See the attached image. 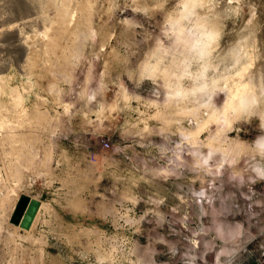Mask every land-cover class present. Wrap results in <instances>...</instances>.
I'll use <instances>...</instances> for the list:
<instances>
[{
  "label": "rangeland",
  "instance_id": "rangeland-1",
  "mask_svg": "<svg viewBox=\"0 0 264 264\" xmlns=\"http://www.w3.org/2000/svg\"><path fill=\"white\" fill-rule=\"evenodd\" d=\"M259 80L264 0H0V188L40 215L0 264H264Z\"/></svg>",
  "mask_w": 264,
  "mask_h": 264
},
{
  "label": "bare ground",
  "instance_id": "bare-ground-1",
  "mask_svg": "<svg viewBox=\"0 0 264 264\" xmlns=\"http://www.w3.org/2000/svg\"><path fill=\"white\" fill-rule=\"evenodd\" d=\"M187 10H188V8H187ZM207 27L202 28L201 35H200L201 37L198 40V42L196 43L197 45L195 46V49L198 52V56L199 57H205L207 54H209L210 52H212L213 47H214V42H217L218 39H219V35H220L219 32L220 31L218 29H216L215 26H214L215 28L214 27L211 28V26H210V29H208ZM248 52L249 51L246 50V47H244L242 51H241V49L239 47V52H238V50H235V52H233V53L238 58H240L242 56L248 55ZM236 74L241 75V77L242 76H245L247 74V68H242ZM260 75H261V73H260ZM227 80H228V78H227ZM257 83H258L259 89H263V91H264V87L262 85V82L259 80V81H257ZM230 89H232V88H230ZM247 89H248V84H239V86H236L235 89H232L231 92H230V100H231L230 106L235 107L241 101L246 102V99H247V93H246V91H247ZM30 137H28V138H30ZM25 149H28V158H29L28 160L30 161V164H31V165L29 164L30 167L31 166H34V165H37L36 167H39L40 166V163H41V165H45L49 161L47 159V157H45V154L44 155L43 154L41 155V153H44V152L43 151L40 152L36 148L35 144L28 143V145H27L25 143L23 145V147H21L19 149V151H23ZM41 150H42V148H41ZM46 156H47V152H46ZM16 157H18V159L16 161H18V160L19 161H18V164H16L15 169H10L9 170V172H8L9 173L8 174L9 181L11 179L12 180L13 179H19V177L22 174V169L20 167L25 168V163L23 162V159H22V161H20L19 156L16 155ZM26 168H29V167L26 166ZM45 168H46V166H45ZM6 173H7V171H6ZM22 195H24V193L22 194L21 191H18L17 190V187L15 185H12V183L11 184H8V185H5V186H3V187L0 188V210L5 214L4 216H7V219L5 220L7 222V224H9L11 228H13L12 230L10 229V231H11V235H13L14 241L16 242L17 245L18 244H22L24 240H26L27 242H29V241H31L33 239V236H34V228H35L36 224L40 220L39 219L40 218V215H38L36 218H34L33 227L31 226L32 228L30 227L31 228L30 230H28L26 228L20 227L19 224H15V223L13 224L12 221L9 220L10 219V216H12V212L14 211V208H15V205H16L17 201L22 197ZM33 199L37 200L35 197H33ZM37 201L39 202V200H37ZM40 204H41V207L40 208H44L45 207V203L44 202H41ZM75 206H77V205H75ZM20 229L25 230L27 232V235H25V237H23L22 235H20L18 233ZM8 249L10 250V254L11 253L13 254L14 248H12V249L8 248ZM15 250H16V248H15ZM16 264H17V262H16Z\"/></svg>",
  "mask_w": 264,
  "mask_h": 264
},
{
  "label": "water",
  "instance_id": "water-1",
  "mask_svg": "<svg viewBox=\"0 0 264 264\" xmlns=\"http://www.w3.org/2000/svg\"><path fill=\"white\" fill-rule=\"evenodd\" d=\"M39 207V202L22 196L16 203L11 220L22 228H28Z\"/></svg>",
  "mask_w": 264,
  "mask_h": 264
},
{
  "label": "clouds",
  "instance_id": "clouds-1",
  "mask_svg": "<svg viewBox=\"0 0 264 264\" xmlns=\"http://www.w3.org/2000/svg\"><path fill=\"white\" fill-rule=\"evenodd\" d=\"M262 147H264V145H262ZM261 154L264 155V152H262ZM261 178H264V173H261Z\"/></svg>",
  "mask_w": 264,
  "mask_h": 264
},
{
  "label": "crops",
  "instance_id": "crops-1",
  "mask_svg": "<svg viewBox=\"0 0 264 264\" xmlns=\"http://www.w3.org/2000/svg\"><path fill=\"white\" fill-rule=\"evenodd\" d=\"M5 185H6V184H4L3 186H5ZM3 186H2V187H3Z\"/></svg>",
  "mask_w": 264,
  "mask_h": 264
},
{
  "label": "built area",
  "instance_id": "built-area-1",
  "mask_svg": "<svg viewBox=\"0 0 264 264\" xmlns=\"http://www.w3.org/2000/svg\"><path fill=\"white\" fill-rule=\"evenodd\" d=\"M105 143L107 144V142L105 141Z\"/></svg>",
  "mask_w": 264,
  "mask_h": 264
}]
</instances>
